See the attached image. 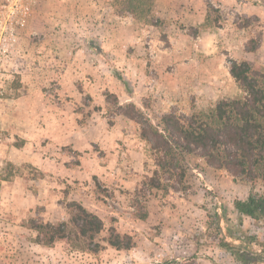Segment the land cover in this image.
<instances>
[{"label":"rangeland","instance_id":"374dc122","mask_svg":"<svg viewBox=\"0 0 264 264\" xmlns=\"http://www.w3.org/2000/svg\"><path fill=\"white\" fill-rule=\"evenodd\" d=\"M153 4L149 24L118 14L113 0H0V264H240L221 239L264 241V225L234 208L264 196L263 181L192 154L184 188L150 190L154 158L123 115L133 104L158 125L165 113L207 112L241 96L230 65L264 66V0ZM115 15L123 29L105 30ZM215 17L220 26L205 28ZM72 201L135 246L40 244L32 226L67 221Z\"/></svg>","mask_w":264,"mask_h":264},{"label":"trees","instance_id":"16d2710c","mask_svg":"<svg viewBox=\"0 0 264 264\" xmlns=\"http://www.w3.org/2000/svg\"><path fill=\"white\" fill-rule=\"evenodd\" d=\"M153 6V0H113L118 14L131 15L134 20L149 24ZM220 24L219 17H215L212 22L207 19L204 27L218 28ZM247 26L249 23L244 27ZM255 50L256 47L248 49ZM97 52L102 54L100 48ZM230 74L242 95L222 99L207 112L187 116L171 111L163 114L160 123L155 125L135 105L123 108V115L140 126V137L154 158L155 170L145 181L148 189L184 188L183 162L186 155L192 154H199L209 167L225 170L235 178L264 182V66L234 60ZM67 208V221L32 226L40 244L51 247L65 242L92 253L103 250L104 244L116 250H130L135 246L132 236L122 235L115 227L107 229L104 221L81 203L72 201ZM234 208L240 219L247 217L264 225L263 195L251 193L244 200H235ZM146 217L142 215L141 219ZM240 235H231L235 242L224 237L219 247L240 264L264 262V241L255 235Z\"/></svg>","mask_w":264,"mask_h":264},{"label":"crops","instance_id":"0c3cea01","mask_svg":"<svg viewBox=\"0 0 264 264\" xmlns=\"http://www.w3.org/2000/svg\"><path fill=\"white\" fill-rule=\"evenodd\" d=\"M108 10H106L105 9V11H103V13L102 14H105L106 12H107ZM107 19H105L106 21L105 22H103V28L105 29V30H107V31H109L110 29L111 30H113V28H115L116 29V31L117 32H119V29L120 30H122L123 29V27H122V21H121V18H120V15H115L114 17H111V18H108V17H106ZM111 23V24H110ZM110 24V25H109ZM204 52V51H203ZM210 51L209 50H206L205 51V55L206 56H211L210 54L211 53H209ZM203 60H204V58L202 59V60H199L198 61V64L200 65V67L202 68L203 66H202V64H203ZM205 61V60H204ZM229 71V70H228ZM229 76L231 77V75H230V72H229Z\"/></svg>","mask_w":264,"mask_h":264}]
</instances>
